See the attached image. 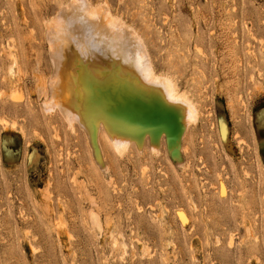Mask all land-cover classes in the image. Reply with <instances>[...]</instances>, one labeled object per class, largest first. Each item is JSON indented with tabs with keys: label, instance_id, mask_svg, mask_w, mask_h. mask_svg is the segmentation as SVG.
Instances as JSON below:
<instances>
[{
	"label": "rangeland",
	"instance_id": "obj_1",
	"mask_svg": "<svg viewBox=\"0 0 264 264\" xmlns=\"http://www.w3.org/2000/svg\"><path fill=\"white\" fill-rule=\"evenodd\" d=\"M68 1L0 0V264H264V0H87L196 113L174 147L100 129L102 165L43 105Z\"/></svg>",
	"mask_w": 264,
	"mask_h": 264
},
{
	"label": "bare ground",
	"instance_id": "obj_2",
	"mask_svg": "<svg viewBox=\"0 0 264 264\" xmlns=\"http://www.w3.org/2000/svg\"><path fill=\"white\" fill-rule=\"evenodd\" d=\"M68 2L45 23L53 65L45 110H58L71 127L76 122L83 129L99 165L100 129L117 151L129 141L140 147L145 133L152 147L160 132L174 147L195 119L190 101L174 92L170 78L155 76L140 37L111 17L106 5Z\"/></svg>",
	"mask_w": 264,
	"mask_h": 264
}]
</instances>
